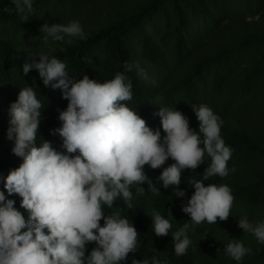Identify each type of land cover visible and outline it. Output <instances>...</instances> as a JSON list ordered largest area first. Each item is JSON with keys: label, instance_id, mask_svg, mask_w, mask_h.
<instances>
[{"label": "clouds", "instance_id": "9594fccd", "mask_svg": "<svg viewBox=\"0 0 264 264\" xmlns=\"http://www.w3.org/2000/svg\"><path fill=\"white\" fill-rule=\"evenodd\" d=\"M11 4L14 7L6 11H15L21 21L30 20L34 0H11ZM39 33L43 44L87 39L79 20L44 22ZM33 69L44 86L59 89L68 101L65 109L58 110L60 125L50 130L62 144L57 149L43 138L38 143L45 106L32 86L22 87L10 104L6 133L13 142L12 153L22 163L0 177L7 192L0 190V264H170L164 251L156 248L152 255L137 258L139 232L124 209L135 206L133 188L141 195L171 189L173 196L186 198L187 189L179 187L182 175L201 165H205L202 179L188 180L194 191L181 203L189 219L173 230L171 220L153 209L152 233L163 237L171 232L179 257L192 246L190 232L197 225L229 219L231 187L205 184L211 177L223 178L234 171L228 167L233 150L221 135L222 118L209 105L191 106L198 121L195 129L182 111L161 106L154 113L161 127L153 129L127 103L133 99L128 73L148 78L139 64L125 62L123 71L105 81L87 74L77 79L64 60L40 50L28 52L23 64L25 75ZM170 158L173 162L168 164ZM146 168L162 169L155 182ZM14 194L21 198L27 218L10 198ZM237 225L264 244V220L252 222L242 216ZM252 251L236 238L224 248L238 264Z\"/></svg>", "mask_w": 264, "mask_h": 264}, {"label": "trees", "instance_id": "16d2710c", "mask_svg": "<svg viewBox=\"0 0 264 264\" xmlns=\"http://www.w3.org/2000/svg\"><path fill=\"white\" fill-rule=\"evenodd\" d=\"M13 7L11 0H0V177L22 163L11 151L13 142L6 139L9 107L22 87L32 86L45 106L38 143L43 138L57 149L62 144L50 130L60 125L58 110L68 101L59 89L44 86L37 70L23 73L28 52L58 56L77 79L87 74L105 81L123 71L125 62L139 64L148 78L128 73L133 99L127 103L153 129L161 127L160 117L154 115L161 106L182 111L194 129L198 121L192 105L207 104L222 118L221 135L233 150L228 167L234 171L205 184H228L234 201L227 221L197 225L190 232L192 246L177 257L171 232L156 237L150 216L155 209L171 220L173 230L181 227L189 219L181 211L182 200L194 191L188 180L202 179L205 165L183 173L179 187L187 189L186 198L173 196L171 189L141 195L133 188L135 206L125 208L124 214L139 232L135 255H152L156 248L164 251L170 264H238L224 252L229 240L236 238L253 250L239 264H264V244L237 225L242 216L252 222L264 220V0H34L28 21L6 11ZM72 20L80 21L86 40L42 43L39 28L44 22ZM161 171L146 168L154 182ZM0 190L7 195L3 182ZM10 198L27 218L21 198L15 194Z\"/></svg>", "mask_w": 264, "mask_h": 264}]
</instances>
